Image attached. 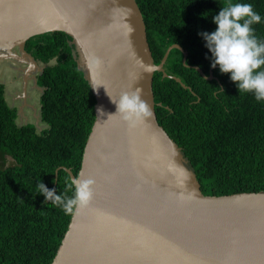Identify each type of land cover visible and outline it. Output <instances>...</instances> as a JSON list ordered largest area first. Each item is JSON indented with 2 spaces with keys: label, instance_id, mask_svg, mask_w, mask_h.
<instances>
[{
  "label": "water",
  "instance_id": "1",
  "mask_svg": "<svg viewBox=\"0 0 264 264\" xmlns=\"http://www.w3.org/2000/svg\"><path fill=\"white\" fill-rule=\"evenodd\" d=\"M0 20V37L18 33L21 53L33 62L27 39L70 34L95 95L78 171L94 179V195L72 214L51 264H264V192L204 195L157 121L153 74L164 71L171 48L154 63L135 0H0ZM89 57L99 66L89 70ZM132 89L141 90L151 113L135 126L111 115L108 96Z\"/></svg>",
  "mask_w": 264,
  "mask_h": 264
},
{
  "label": "trees",
  "instance_id": "2",
  "mask_svg": "<svg viewBox=\"0 0 264 264\" xmlns=\"http://www.w3.org/2000/svg\"><path fill=\"white\" fill-rule=\"evenodd\" d=\"M135 1L154 63L171 48L164 71L153 74L157 121L181 149L202 193L264 192V101L239 92L229 74L211 66L198 34L215 29L212 17L228 0ZM243 2L261 14L253 28L264 40V0ZM72 39L49 31L25 42L43 65L36 77L43 89L41 128L18 124L0 82V264H51L72 217L35 187L38 179L57 194L72 195L71 175L78 176L95 119V95Z\"/></svg>",
  "mask_w": 264,
  "mask_h": 264
},
{
  "label": "clouds",
  "instance_id": "3",
  "mask_svg": "<svg viewBox=\"0 0 264 264\" xmlns=\"http://www.w3.org/2000/svg\"><path fill=\"white\" fill-rule=\"evenodd\" d=\"M261 20V14L251 3L228 0L212 17L215 29L210 33H198L211 53V66H219V71L229 74L239 92L251 93L257 102L264 101V40L255 35L253 25ZM87 63L89 70L99 66L95 57H89ZM108 96L116 106L115 113L111 115H118L129 126H135L151 114L147 103L141 99L140 89L123 91L118 97ZM97 111L100 116L104 115L102 108ZM94 184L93 178L71 177L68 185L72 190L71 196L57 194L55 189H49L38 179L35 187L36 193L43 195L45 201L71 215L89 205L94 195Z\"/></svg>",
  "mask_w": 264,
  "mask_h": 264
},
{
  "label": "rangeland",
  "instance_id": "4",
  "mask_svg": "<svg viewBox=\"0 0 264 264\" xmlns=\"http://www.w3.org/2000/svg\"><path fill=\"white\" fill-rule=\"evenodd\" d=\"M74 44L77 62L84 68L83 49L77 40H74ZM21 52L18 33L5 39L0 37V82L5 84L8 103L17 108L18 124L29 122L41 128L39 97L43 89L35 81L43 65L31 61Z\"/></svg>",
  "mask_w": 264,
  "mask_h": 264
},
{
  "label": "bare ground",
  "instance_id": "5",
  "mask_svg": "<svg viewBox=\"0 0 264 264\" xmlns=\"http://www.w3.org/2000/svg\"><path fill=\"white\" fill-rule=\"evenodd\" d=\"M2 20V19H1ZM1 20H0V24H1ZM5 25H7V28H9L10 29V27H11V24H10V21H8V22H6V21H4L3 22ZM82 52V51H81ZM179 156V158H180V155H178Z\"/></svg>",
  "mask_w": 264,
  "mask_h": 264
},
{
  "label": "flooded vegetation",
  "instance_id": "6",
  "mask_svg": "<svg viewBox=\"0 0 264 264\" xmlns=\"http://www.w3.org/2000/svg\"><path fill=\"white\" fill-rule=\"evenodd\" d=\"M38 74H39V73H38ZM38 74H37V75H38ZM36 77H37V76H36ZM36 81H37V80H36ZM36 81H35V84L37 85V82H36ZM37 86H38V85H37ZM38 87H39V86H38ZM40 88H41V87H40Z\"/></svg>",
  "mask_w": 264,
  "mask_h": 264
}]
</instances>
